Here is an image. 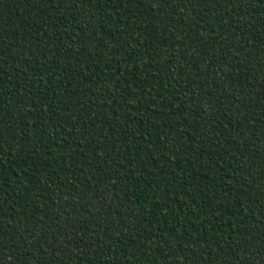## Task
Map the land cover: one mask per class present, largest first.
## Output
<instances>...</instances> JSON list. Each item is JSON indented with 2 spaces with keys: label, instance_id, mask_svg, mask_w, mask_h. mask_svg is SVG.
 Segmentation results:
<instances>
[{
  "label": "trees",
  "instance_id": "16d2710c",
  "mask_svg": "<svg viewBox=\"0 0 264 264\" xmlns=\"http://www.w3.org/2000/svg\"><path fill=\"white\" fill-rule=\"evenodd\" d=\"M0 264H264V0H0Z\"/></svg>",
  "mask_w": 264,
  "mask_h": 264
}]
</instances>
